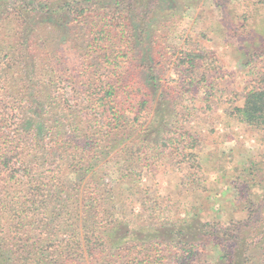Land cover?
Instances as JSON below:
<instances>
[{"label": "trees", "instance_id": "1", "mask_svg": "<svg viewBox=\"0 0 264 264\" xmlns=\"http://www.w3.org/2000/svg\"><path fill=\"white\" fill-rule=\"evenodd\" d=\"M153 1L0 0V264H204L209 243L223 248L220 264H264L256 226L237 227L241 240L199 216L166 226L141 184L153 150L174 142L163 133L165 107L161 124L136 142L150 117L146 77L163 56L145 49L171 48L172 27L150 30L136 16ZM156 30L157 41L147 43L144 34ZM137 54L145 59L139 74L130 68ZM191 56L194 65L199 55ZM259 68L235 112L264 132V64ZM67 88L85 107L68 106ZM107 164L115 177L103 173ZM134 191L145 193L157 218L142 209L130 227L121 200Z\"/></svg>", "mask_w": 264, "mask_h": 264}, {"label": "rangeland", "instance_id": "2", "mask_svg": "<svg viewBox=\"0 0 264 264\" xmlns=\"http://www.w3.org/2000/svg\"><path fill=\"white\" fill-rule=\"evenodd\" d=\"M175 4L154 0L148 12L142 7L135 10L137 18L148 21L150 30L161 25L173 28L168 36L171 48L145 49L154 50L157 59L159 52L163 56L153 61L155 72L146 77L150 117L142 129L138 127L136 142L144 140L143 130L161 124L157 121L164 107L168 115L163 133L168 132L166 141L174 142L153 150L152 170L144 172L141 184L159 204L164 225L199 216L205 224L229 227L240 240L244 233H238L237 227L256 226L258 242L264 238V132L242 123L235 109L242 106L246 89L264 64V0H183ZM148 31L144 34L147 43L157 41L159 31L155 35ZM194 53L199 58L192 65ZM137 57L130 68L139 74L145 59L140 54ZM65 98L74 109L85 107L70 88ZM151 131L152 135L147 134L155 139ZM183 147L195 150L186 154ZM103 173L116 176L108 164ZM144 195L122 194L121 218L130 227L142 209L144 217L157 218L152 216V205H144ZM222 252V247L207 244L204 264H220Z\"/></svg>", "mask_w": 264, "mask_h": 264}]
</instances>
